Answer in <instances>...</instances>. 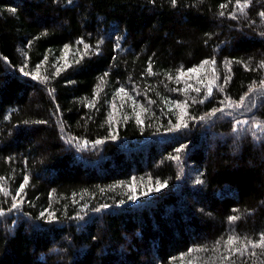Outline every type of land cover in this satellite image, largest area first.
I'll use <instances>...</instances> for the list:
<instances>
[{
    "label": "trees",
    "instance_id": "16d2710c",
    "mask_svg": "<svg viewBox=\"0 0 264 264\" xmlns=\"http://www.w3.org/2000/svg\"><path fill=\"white\" fill-rule=\"evenodd\" d=\"M262 12L0 0V264H264ZM66 45L83 53L62 67ZM120 88L137 114H112Z\"/></svg>",
    "mask_w": 264,
    "mask_h": 264
},
{
    "label": "snow or ice",
    "instance_id": "6c2138e0",
    "mask_svg": "<svg viewBox=\"0 0 264 264\" xmlns=\"http://www.w3.org/2000/svg\"><path fill=\"white\" fill-rule=\"evenodd\" d=\"M171 2H172L173 5H175L176 2H177V0H171ZM239 3H240V0H237V4L238 5H239ZM241 10H243V8H241ZM221 15H223V13H221ZM260 15L264 16V12L260 13ZM80 43H83V41H80ZM65 49L66 50L68 49V46L67 45L65 46ZM88 49H89V46L87 44H85L84 45V51L87 52ZM203 63L204 64H207V63H209V61H204ZM211 63L214 64L215 61L213 60ZM201 67H203V64L201 65ZM37 68H39V66H37ZM21 71H23V69H21ZM57 71L59 72V69ZM148 71L149 72L152 71L151 65H149ZM188 71L189 72H196L197 69L196 68H192V69H189ZM23 74L26 75V76L27 75H30L29 72H23ZM183 75H184V72H183V70H181L180 76H183ZM32 78L33 79H37L38 77L37 76H33ZM41 79L46 80L47 77H42ZM196 91H199V89H196ZM119 93H125L126 94V90L124 88H120V89H118V94ZM209 95H211V89H209ZM201 102H203V101H201ZM241 102H243V98H242V101ZM221 103H223V101H221ZM179 106L181 108H184L185 111L183 112L182 115H180L178 117V122L174 125V128L175 129H179L182 126L183 127H187L188 126L187 122L185 121V116L188 115V113L186 111V107H187L186 102L184 104H180ZM229 106H231V105H229ZM141 109H142V111H145V112L147 111V109L146 108H143V106H141ZM218 110L219 111H222L223 109H218ZM211 114L214 115L215 113H211ZM137 119H138V122L140 124H143L144 123L143 120H140L139 119V116H137ZM191 119H195V117H191ZM200 119H203V117H201ZM109 138L115 139L116 138V134L115 133H110ZM69 142H71V141H69ZM78 143L80 144V147H86L89 142L88 141H83V142H78ZM94 143L96 145H99V144L103 143V141L102 140H96V141H94ZM181 150L182 149H177V151H181ZM174 159H179V157L178 156L177 157H174ZM28 180H29V178L27 176H25L24 177V180H23V183L20 184L19 189L17 190V193H16L17 196H19L20 192L23 191L24 186L28 183ZM149 180H151V178H149ZM197 182L199 183V181H197ZM166 186H167L166 182L156 181L153 186L147 188V190L144 192V194L147 195L149 192H152V191L159 192V191L162 190V188H164ZM0 191H2V189H0ZM133 191H135V189H133ZM5 195H7V193H5ZM131 198L132 199H136V197L134 195ZM122 203H123V201H122ZM18 206H19V203L17 202V200L15 198H13L12 208H16ZM104 207H107V205H105ZM0 214H3V213H0ZM47 216H48V219H49L50 222L55 219L54 213L49 212L47 214ZM236 219H238V218L235 217V216L229 217V220L230 221H233V220H236ZM236 239H237L236 237H229L228 240H227V245H229V246L233 245L236 242ZM249 243L252 244L253 247H258L259 246L258 244H254L252 241H249ZM261 243H264V234L261 235ZM191 251H193V250L190 249L189 252H191ZM245 251H246V249H245ZM239 252H241V249H238V248L237 249H234V254L235 253H239ZM225 259H228V257H225Z\"/></svg>",
    "mask_w": 264,
    "mask_h": 264
},
{
    "label": "rangeland",
    "instance_id": "374dc122",
    "mask_svg": "<svg viewBox=\"0 0 264 264\" xmlns=\"http://www.w3.org/2000/svg\"><path fill=\"white\" fill-rule=\"evenodd\" d=\"M74 49H70L68 48L67 50L64 49L62 54H61V60L59 62L60 66L62 67H66L68 65H70V63L74 60V58H78V56L80 54H82L83 52H81V49H78V48H82V46H76V47H73ZM83 49V48H82ZM84 51V49H83ZM60 68V67H58ZM119 99V102H120V105H122V100H126L127 99V102L126 104L121 107V108H117L116 104L113 105V110H112V114L114 115H118V116H122L124 113V111H129V112H135L136 114L138 113V111H136V108L133 106L132 104V99L129 98V95L128 93H119L118 96H117ZM118 106V107H119ZM183 114V111L178 107L176 109V117L178 118L180 115ZM110 120L113 121V124L116 125V123L118 122V118L116 119L115 117L114 118H111L110 117Z\"/></svg>",
    "mask_w": 264,
    "mask_h": 264
}]
</instances>
